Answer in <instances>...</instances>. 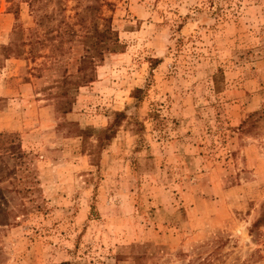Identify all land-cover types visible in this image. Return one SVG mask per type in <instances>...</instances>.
I'll list each match as a JSON object with an SVG mask.
<instances>
[{"label": "rangeland", "instance_id": "obj_1", "mask_svg": "<svg viewBox=\"0 0 264 264\" xmlns=\"http://www.w3.org/2000/svg\"><path fill=\"white\" fill-rule=\"evenodd\" d=\"M59 3L0 0V264H264V0H100L75 85Z\"/></svg>", "mask_w": 264, "mask_h": 264}, {"label": "trees", "instance_id": "obj_2", "mask_svg": "<svg viewBox=\"0 0 264 264\" xmlns=\"http://www.w3.org/2000/svg\"><path fill=\"white\" fill-rule=\"evenodd\" d=\"M62 0H26L28 5L31 7V9L34 12H38V15L36 18H38V23L40 25L43 24V16L42 11L46 10L49 4L52 2L58 3ZM88 1H97V5H85L83 7V12H77V17L75 22L79 23L81 27L85 28V35L82 36L83 40V53L78 59V65L76 68V71L79 73L75 76L70 77L68 79H64L63 82L71 83L72 85L80 83V82H88L92 78L93 73V64L97 59H100L105 51H113L118 48H120L121 44L119 43V39L117 38V35L115 34V31L110 27L109 24H102L100 27H98L96 21L95 13L101 7L99 5L100 0H88ZM62 7L59 5L58 9L55 7L52 8L51 12L54 10H60ZM52 14V13H51ZM83 14V15H82ZM88 20L87 23L86 21ZM91 25V26H90ZM61 29V27H60ZM66 33L64 34L69 35L70 37L76 36V30L72 28L70 25L66 26ZM52 33V32H50ZM58 36L63 38L62 29L61 31H57ZM55 38H51L49 41H53ZM54 42V41H53ZM24 44V41L21 39L17 42H10L8 46H3L1 48V52L7 53V52H14L16 54H19L20 51H22L21 46ZM6 55V56H4ZM3 56L6 58L9 56L8 54H4ZM115 121L111 123V125L104 129L103 132L107 133L112 130L113 126L115 125ZM20 204V203H19ZM14 205L11 209L6 211V218H12L14 220V217L16 216L15 213L24 211V205ZM7 222H9L7 220ZM260 224H264V205L263 209L260 213V216L257 220H255L252 224V226L257 227ZM139 259V258H138ZM187 264H215V260L212 258V256L209 255L206 257H195L193 260H189Z\"/></svg>", "mask_w": 264, "mask_h": 264}]
</instances>
